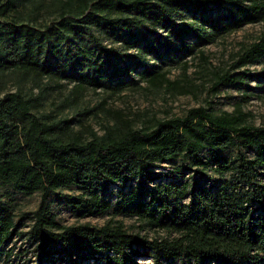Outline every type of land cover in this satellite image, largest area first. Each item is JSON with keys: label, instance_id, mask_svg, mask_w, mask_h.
Wrapping results in <instances>:
<instances>
[{"label": "trees", "instance_id": "trees-1", "mask_svg": "<svg viewBox=\"0 0 264 264\" xmlns=\"http://www.w3.org/2000/svg\"><path fill=\"white\" fill-rule=\"evenodd\" d=\"M20 1L0 4V70L73 78L77 92L90 86L121 89L142 80L186 93V86L151 66L148 57L163 56L164 62L196 45L188 38L210 41L221 29L257 21L264 26V0H65L56 23L43 28L19 12ZM102 35L121 41V47L104 44ZM263 55L264 28L240 55L241 63ZM248 75L217 72L212 89L242 86ZM38 103L20 91L0 96V182L41 194L26 233L35 264H133L135 258L164 264L177 257L195 264H264V126L249 122L241 108L215 112L196 106L140 128L114 112L116 121L88 139L65 135L68 124L42 120L34 112ZM228 149L237 152L227 155ZM176 158L182 164L154 170ZM187 168L194 174L173 179ZM112 185L118 187L114 202L104 196ZM72 186L81 192L57 193L72 211L87 215L113 207L168 236L128 232L113 220L101 226L60 224L47 197ZM19 226L10 202L0 198V255L14 235H22Z\"/></svg>", "mask_w": 264, "mask_h": 264}, {"label": "rangeland", "instance_id": "rangeland-1", "mask_svg": "<svg viewBox=\"0 0 264 264\" xmlns=\"http://www.w3.org/2000/svg\"><path fill=\"white\" fill-rule=\"evenodd\" d=\"M64 1L24 0L16 3V7L24 17L36 18L35 25L43 28L56 23L58 11ZM2 2L4 0H0V4ZM223 12L224 9L212 11L211 15L218 16ZM224 20L220 18V21ZM263 28L261 21L244 23L228 30L221 29L210 41L186 39V42H195L196 45L173 59L160 62L163 56L148 57L151 66H160L167 71L171 80L177 79L179 84L186 86L189 89L186 93H179L177 89L166 85L152 87L142 80L121 89L90 86L77 92L74 87L76 80L73 78L49 77L31 71L6 69L0 70V96L10 91H20L26 96L37 97L39 103L34 109L35 114L42 120L59 122L61 126L68 124V128L63 130L68 137L80 133L82 137L89 139L91 132L103 134L105 126L116 121L114 112H119L130 120L134 127L140 128L150 126L158 118L183 115L189 108L196 106H205L215 112L232 111L238 106L247 113L249 122L256 126H264V76L256 75L261 71L264 72V55L245 64H242L240 59L246 48L258 40ZM101 40L106 45L118 47L122 45L121 41H115L112 36L102 35ZM132 50V48L128 49V51ZM225 70L247 72L249 75L242 86L225 84L212 89L215 74ZM236 152V149H228L225 153L234 155ZM175 164H182L181 158L161 162L154 170L165 171ZM192 170V168L184 171L181 169L180 172L175 173L173 179L180 180L193 175ZM134 183L133 181L127 184L128 189ZM116 190L118 187L112 185L106 191L105 198L114 202ZM58 192L77 195L81 191L72 186L49 193L47 201L60 224L89 223L101 226L113 220V223L121 222L128 232H139L150 238L168 236L166 230L139 219L136 214L116 213L113 207L99 213L80 215L58 198ZM0 198L10 202L15 221L20 222L18 231L22 232L20 236L14 235L4 247L3 254L0 255V264H35L34 244L26 233L32 223V211L37 208L41 199L40 192L24 194L0 182ZM6 252L9 255H6ZM134 262L133 264H151L152 261L149 258H135ZM81 264L104 263L86 261ZM164 264H195V262L177 257L165 260Z\"/></svg>", "mask_w": 264, "mask_h": 264}]
</instances>
